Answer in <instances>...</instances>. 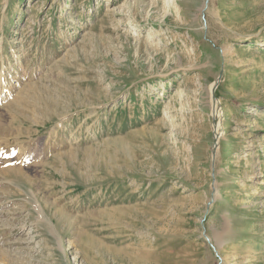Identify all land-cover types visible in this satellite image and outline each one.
I'll return each instance as SVG.
<instances>
[{"label":"rangeland","instance_id":"374dc122","mask_svg":"<svg viewBox=\"0 0 264 264\" xmlns=\"http://www.w3.org/2000/svg\"><path fill=\"white\" fill-rule=\"evenodd\" d=\"M0 264H264V0H0Z\"/></svg>","mask_w":264,"mask_h":264},{"label":"bare ground","instance_id":"6f19581e","mask_svg":"<svg viewBox=\"0 0 264 264\" xmlns=\"http://www.w3.org/2000/svg\"><path fill=\"white\" fill-rule=\"evenodd\" d=\"M219 80V79H218ZM220 82V81H219ZM218 103H216L215 105H214V108H216V105H217ZM218 109V108H217ZM217 109L216 110H214L213 111V118L215 119V121H216V124H215V132L217 133L218 131H219V123H218V120L220 119V113L217 111ZM219 110V109H218Z\"/></svg>","mask_w":264,"mask_h":264}]
</instances>
